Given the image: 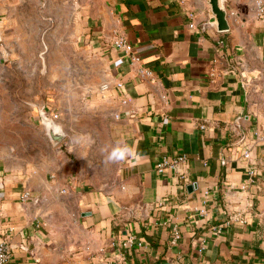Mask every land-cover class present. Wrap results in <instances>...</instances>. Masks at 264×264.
I'll use <instances>...</instances> for the list:
<instances>
[{
	"label": "crops",
	"instance_id": "obj_1",
	"mask_svg": "<svg viewBox=\"0 0 264 264\" xmlns=\"http://www.w3.org/2000/svg\"><path fill=\"white\" fill-rule=\"evenodd\" d=\"M225 3L230 31L220 34L189 28V12L214 24L208 0H78L83 30L108 60L111 90L99 91L110 95L125 161L116 183L95 190L61 173L34 184L0 162L9 264H264V27L254 0ZM117 36L138 62L112 46ZM179 155L187 181L156 172ZM54 197L71 205L57 212ZM130 236L142 246L123 248Z\"/></svg>",
	"mask_w": 264,
	"mask_h": 264
},
{
	"label": "rangeland",
	"instance_id": "obj_2",
	"mask_svg": "<svg viewBox=\"0 0 264 264\" xmlns=\"http://www.w3.org/2000/svg\"><path fill=\"white\" fill-rule=\"evenodd\" d=\"M77 2L0 0V162L34 184L52 183L61 173L81 188L105 189L125 161L109 157L124 146L113 137L110 95L99 91L108 60L85 34ZM259 101L264 115V87ZM43 108L64 131L56 147L40 122ZM53 205L58 212L71 203L54 197Z\"/></svg>",
	"mask_w": 264,
	"mask_h": 264
},
{
	"label": "built area",
	"instance_id": "obj_3",
	"mask_svg": "<svg viewBox=\"0 0 264 264\" xmlns=\"http://www.w3.org/2000/svg\"><path fill=\"white\" fill-rule=\"evenodd\" d=\"M185 1L186 0H182V2ZM254 9H255V15L257 21L260 23L261 26L264 27V0H254ZM188 17L190 19L189 28L193 31L206 33L208 30L215 28L214 24L211 22L208 21L198 22L197 15L194 12H189ZM112 46L115 49L122 52L125 56H127L131 63H135L139 61V56L135 51L133 45L124 36H117L112 41ZM141 74L150 75V73L146 70H141ZM117 88L123 89L124 88L123 83H118ZM110 90H111L110 84H104L100 88L101 92H109ZM127 101L128 100H123V104H127ZM48 116L55 121L58 119L57 115L52 117L48 114ZM261 138L262 140H264V137L261 136ZM258 140L262 141L260 138ZM243 157L245 160L251 161V159L253 158L251 152V146H248V148L245 150ZM187 163H188V158L186 155L166 157L156 164L155 169L156 172L160 175H164L169 171L175 172L181 181H187L188 177L185 172V167ZM29 198H30V193L27 192L22 196L21 199L22 201H26ZM141 246L142 243L137 241L134 236L128 237L122 243V247L126 249L141 247ZM10 261H11V247L6 241H0V264H9Z\"/></svg>",
	"mask_w": 264,
	"mask_h": 264
},
{
	"label": "water",
	"instance_id": "obj_4",
	"mask_svg": "<svg viewBox=\"0 0 264 264\" xmlns=\"http://www.w3.org/2000/svg\"><path fill=\"white\" fill-rule=\"evenodd\" d=\"M211 12L214 18V25L220 34H224L230 31L229 13L226 8L225 0H208ZM40 122L45 127L47 135L50 138L52 144L56 147L62 143L65 139V134L61 129H55L56 121L50 118L43 108L39 111ZM197 188V184H191L187 187V190L192 193ZM89 216L90 214H83ZM156 264H175L169 261L158 262Z\"/></svg>",
	"mask_w": 264,
	"mask_h": 264
},
{
	"label": "clouds",
	"instance_id": "obj_5",
	"mask_svg": "<svg viewBox=\"0 0 264 264\" xmlns=\"http://www.w3.org/2000/svg\"><path fill=\"white\" fill-rule=\"evenodd\" d=\"M125 151H114L109 157L110 160H121L125 156Z\"/></svg>",
	"mask_w": 264,
	"mask_h": 264
},
{
	"label": "bare ground",
	"instance_id": "obj_6",
	"mask_svg": "<svg viewBox=\"0 0 264 264\" xmlns=\"http://www.w3.org/2000/svg\"><path fill=\"white\" fill-rule=\"evenodd\" d=\"M55 129L59 130V129H61V126H59L58 124L55 123ZM61 130H62V129H61ZM62 131H63V130H62ZM63 133H64V131H63Z\"/></svg>",
	"mask_w": 264,
	"mask_h": 264
}]
</instances>
